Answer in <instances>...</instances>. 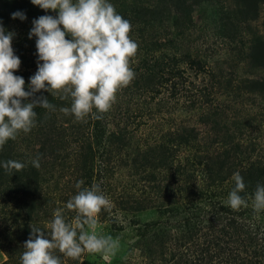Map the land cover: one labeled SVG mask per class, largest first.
<instances>
[{"label": "trees", "instance_id": "trees-1", "mask_svg": "<svg viewBox=\"0 0 264 264\" xmlns=\"http://www.w3.org/2000/svg\"><path fill=\"white\" fill-rule=\"evenodd\" d=\"M110 2L138 45L130 58L132 88L171 126L142 138L128 126L127 108L113 104L102 119L77 120L60 111L71 98L37 93L55 110L34 109L35 127L0 147V161L26 164L18 172L0 168V264H21L30 225L50 232L57 208L75 226L77 213L65 204L78 180L82 187L99 184L111 207L98 219L109 223L113 237L128 234L130 254L109 263L53 249L61 264H264V211L252 207L257 185H264V0ZM17 10L27 19H12ZM45 14L56 15L30 0H0V22L15 32L12 47L21 61L14 75L24 78L26 91L37 70L36 38L28 33ZM197 31L229 46L222 61L201 44H184ZM37 155L38 169L31 165ZM235 172L248 201L239 210L226 202Z\"/></svg>", "mask_w": 264, "mask_h": 264}, {"label": "clouds", "instance_id": "clouds-1", "mask_svg": "<svg viewBox=\"0 0 264 264\" xmlns=\"http://www.w3.org/2000/svg\"><path fill=\"white\" fill-rule=\"evenodd\" d=\"M30 2L46 12L55 11L56 15L45 14L31 21L28 38H36L37 70L29 77L27 91L24 78L14 75L21 63L12 47L15 32L0 22V147L10 139L15 140L20 132L28 134L35 127L34 109L55 110L46 96L36 95L41 90L51 95L59 93L61 99L71 98L70 107L60 111L72 114L77 120L89 115L102 119V114L115 103L118 90L135 78L130 58L135 56L138 45L128 35L130 22L116 11L110 0ZM10 16L21 21L27 19L20 10ZM31 165L40 167L39 155L31 159ZM25 166L17 160L0 161V168L9 172H18ZM233 180L235 186L226 202L233 210H239L248 206V201L240 195L245 183L239 172L233 173ZM83 184V180L76 181L78 191L65 204L66 209L77 213L75 226L66 221L61 208L53 213L50 232L30 225L21 264H61L53 249L74 260L85 252L101 256H114L118 252L119 238L96 232L98 213L111 207L110 200L99 184L82 187ZM252 207L255 212L264 211V185H257Z\"/></svg>", "mask_w": 264, "mask_h": 264}, {"label": "rangeland", "instance_id": "rangeland-1", "mask_svg": "<svg viewBox=\"0 0 264 264\" xmlns=\"http://www.w3.org/2000/svg\"><path fill=\"white\" fill-rule=\"evenodd\" d=\"M257 23H260V19L259 21H257ZM184 44L191 47H193V45L195 46L201 44L203 52L206 53V55L212 57L213 59H218L219 61H222V59L226 57V54L228 53L227 50L229 49L228 45H226L219 38L213 36L210 31H203L202 33H199L197 31V33L195 32L192 35L188 36ZM116 96L117 98L115 100L116 102L114 103V105L118 106L117 108L121 109V111L127 108V110L123 112H132V114L127 118V124L130 128H133V130L136 129L138 134H142V138H151L153 135H157L161 128H168L169 125L171 126L169 122H165L162 125V120L159 119V116L155 114L156 111L152 108L154 106L153 102H151L152 100L145 95H140L135 92L132 88V82H130V84L126 87H123L118 90ZM250 104H252V102ZM147 107H150L151 110H146ZM251 111H258V107L256 104L251 105ZM147 216L148 215H141L142 218H145ZM96 232L99 235L112 236V231L109 227V223L101 222L99 219L96 226ZM113 238H119L120 241V248L114 256H101L100 254L95 255L101 258L104 262L109 263H112L115 260L123 262L127 261L126 257L128 256V254H130L128 253L127 249L128 243L131 242L130 237H128V234H123V232H120L118 236ZM76 264L92 263L81 262L80 259V261H78V263Z\"/></svg>", "mask_w": 264, "mask_h": 264}]
</instances>
